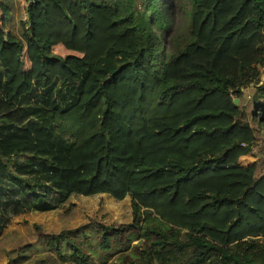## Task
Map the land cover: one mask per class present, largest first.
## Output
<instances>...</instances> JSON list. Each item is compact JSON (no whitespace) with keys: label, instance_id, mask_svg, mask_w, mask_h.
Wrapping results in <instances>:
<instances>
[{"label":"trees","instance_id":"1","mask_svg":"<svg viewBox=\"0 0 264 264\" xmlns=\"http://www.w3.org/2000/svg\"><path fill=\"white\" fill-rule=\"evenodd\" d=\"M16 1L25 42L0 0V224L75 195L130 198L131 222L34 226L6 264H264V172L239 163L256 136L233 103L253 86L264 128V0ZM35 89L73 100L24 102Z\"/></svg>","mask_w":264,"mask_h":264},{"label":"rangeland","instance_id":"2","mask_svg":"<svg viewBox=\"0 0 264 264\" xmlns=\"http://www.w3.org/2000/svg\"><path fill=\"white\" fill-rule=\"evenodd\" d=\"M9 8V18L7 27L12 34L25 42V33L18 23V3L16 0H2ZM180 23L179 33H184L188 23V17L183 12L181 18L177 21V27ZM260 83L264 84V70L260 77ZM254 87L250 86L244 91L243 98L239 101L238 106L245 112L246 120L253 128L256 143L253 146L252 152L246 159V162L253 161L258 164L260 172H264V128L257 126L256 121H251V112L253 110L252 100L254 96ZM52 96L53 101H57L61 108L69 105L73 100V95H65L59 99L55 96V91L52 94L46 91L35 89L26 101L32 105L44 106L49 96ZM257 119V118H256ZM247 165V163H245ZM51 201L55 203L56 194L51 193ZM1 217V214H0ZM90 220H95L104 225H120L131 222L130 198L123 201H116L106 195L93 197L72 196L64 205L49 213L23 212L10 218L5 224H0V264H6L11 254L18 248L33 244L36 241L38 232L34 226H39L43 233L53 234L61 230H74L88 224ZM114 256L109 259L108 264L114 260Z\"/></svg>","mask_w":264,"mask_h":264},{"label":"crops","instance_id":"3","mask_svg":"<svg viewBox=\"0 0 264 264\" xmlns=\"http://www.w3.org/2000/svg\"><path fill=\"white\" fill-rule=\"evenodd\" d=\"M250 154H251V153H250ZM250 154H249V155H250ZM249 155L244 156V157H242V158L239 160V163H240L241 166H251V165L254 164L253 161L246 162V159L249 157ZM245 163H247V165H245Z\"/></svg>","mask_w":264,"mask_h":264},{"label":"water","instance_id":"4","mask_svg":"<svg viewBox=\"0 0 264 264\" xmlns=\"http://www.w3.org/2000/svg\"><path fill=\"white\" fill-rule=\"evenodd\" d=\"M233 103H234L235 106H238V100L237 99H234Z\"/></svg>","mask_w":264,"mask_h":264}]
</instances>
